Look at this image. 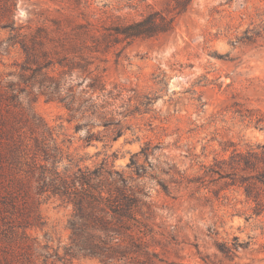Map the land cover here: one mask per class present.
Here are the masks:
<instances>
[{
    "label": "rangeland",
    "instance_id": "obj_1",
    "mask_svg": "<svg viewBox=\"0 0 264 264\" xmlns=\"http://www.w3.org/2000/svg\"><path fill=\"white\" fill-rule=\"evenodd\" d=\"M176 1L15 0L0 71L58 89L25 97L59 172L88 167L135 200L106 255L70 258L75 208L44 195L30 232L59 260L33 264H264V0ZM145 16L163 30L121 33Z\"/></svg>",
    "mask_w": 264,
    "mask_h": 264
},
{
    "label": "trees",
    "instance_id": "obj_2",
    "mask_svg": "<svg viewBox=\"0 0 264 264\" xmlns=\"http://www.w3.org/2000/svg\"><path fill=\"white\" fill-rule=\"evenodd\" d=\"M176 4L182 9L185 3ZM15 5V0H0V28L17 27ZM160 30L154 17L145 16L124 26L121 33L136 36ZM35 84L48 99L58 94L57 88L40 83L37 74L25 77L0 71V264L59 260L58 253H50L30 232L40 225L39 204L49 194L68 198L75 208L68 257L74 251L104 256L109 251L104 245L119 238L125 227L121 218L130 217L135 200L118 183H108L88 167H78L70 176L59 172L58 163L68 159L64 148L26 101V87ZM108 211L114 219L104 215Z\"/></svg>",
    "mask_w": 264,
    "mask_h": 264
}]
</instances>
